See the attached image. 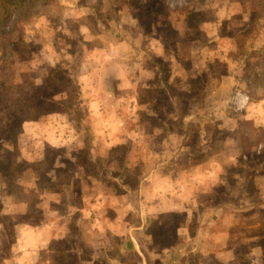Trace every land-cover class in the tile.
Segmentation results:
<instances>
[{"label": "rangeland", "instance_id": "rangeland-1", "mask_svg": "<svg viewBox=\"0 0 264 264\" xmlns=\"http://www.w3.org/2000/svg\"><path fill=\"white\" fill-rule=\"evenodd\" d=\"M189 1L32 0L10 9V15L0 6V205L3 200L9 205L10 200H25L27 203L22 213H0V257L12 259L18 221L24 216L34 222L41 213L38 207L41 198L36 192L15 185L8 188L5 181L18 178V172L23 177L32 176L28 169L41 172L50 166L54 156L58 163L66 161L63 146L81 132L79 124L91 120L93 108L90 101L97 99L99 110L102 106L107 108L106 117L122 118L127 128L135 127V121L131 120L135 113L136 127L143 133L153 128L161 131V122H166L170 127L164 128L165 132L159 136L167 133L174 137L165 143V171L176 182L179 176L183 177L180 184L187 190L186 195L193 191L195 196L202 187L206 193L198 194V199L204 201L212 197V201L218 202L217 223L211 231L218 236L226 231L239 236L233 241L238 253L235 264H246L248 258L250 264H264V237H257L264 234V143L251 142V139H260L261 132L244 117L249 98L238 90L239 87L225 100L224 96L220 98L223 105L211 109L213 101L209 92L216 81L210 80L209 71L212 68L219 78L225 72L221 59L217 57L211 64L207 54L201 56L205 60L201 59L195 66L194 62L198 63V60L197 55L191 53L193 46L188 44L184 49L169 42L178 35L171 31V25L176 27L178 23L168 18L169 13ZM87 2L94 4L92 9H87L89 15L76 17L69 10ZM213 12L206 7L201 8L200 13L193 10L187 28L201 36L195 29L199 14L208 21L214 16ZM81 28L89 31L87 38L91 40L83 38ZM98 32L111 40L109 49L114 50L111 53L114 58L109 59L107 66L103 63L105 54L97 48L100 44L95 39ZM114 61H119L121 70ZM104 71L108 74L106 79H103ZM85 76L89 88L82 93L86 82L81 78ZM220 81L221 78L218 83ZM98 85L100 91L96 95L92 89ZM133 107L135 113L131 114L127 109ZM38 120L51 125L63 145V149L46 146L48 160L45 162ZM182 133L185 137L178 138L177 134ZM8 139L14 140L17 150L13 149L10 140L7 142ZM149 145L147 142L146 147ZM183 146L192 154V160L186 157L180 166L186 163L192 166L193 161H202L198 172L193 167L180 172L178 159L172 152ZM76 150L77 161L67 162L66 169L72 173L79 162L85 165L86 173L97 175V164L86 158L87 151L83 148ZM118 151L123 152V149ZM17 152L29 161L18 160ZM210 166L212 173H209ZM68 170L62 171L59 180L68 181L71 175ZM127 177L129 180L130 176ZM131 177L135 178V175ZM72 187L76 189L77 184L73 183ZM6 192L10 194L7 198ZM241 204L247 209L245 212ZM4 205L10 209L9 205ZM235 212L239 216L240 213L249 216V219L233 225L226 223L228 227H224L223 220ZM91 214L92 218H97L96 211ZM169 219V224L165 221L162 224L171 234L180 217L174 215ZM240 236H249L250 239L241 242ZM166 240L172 242L173 239ZM72 241L59 242V249L76 247V242L91 251L92 245L87 241ZM247 251L249 255L242 256ZM60 257L64 259L61 264H78L74 255ZM83 257L88 258L87 253ZM128 257L131 259V255L126 254L125 258Z\"/></svg>", "mask_w": 264, "mask_h": 264}, {"label": "crops", "instance_id": "crops-1", "mask_svg": "<svg viewBox=\"0 0 264 264\" xmlns=\"http://www.w3.org/2000/svg\"><path fill=\"white\" fill-rule=\"evenodd\" d=\"M212 7L213 21L211 18L196 23L195 28L203 30L207 36H204L203 45L197 44L203 49L196 56L198 63L194 62L195 66L198 65L201 59L205 60L201 56L207 54L211 64L217 57L223 61L225 72L219 78L214 75L212 68L209 71L210 80L216 81L209 92L211 102L213 101L211 109L216 110L219 105H223L220 98L224 96L225 100L239 87L238 90L249 98L244 117L261 132V138L251 139V142L264 143V0H220L218 6ZM89 8L92 9L87 3H82L69 10L78 17L89 15ZM175 12H170L169 17L175 15ZM175 20L178 24L176 27L171 25L172 30L181 31L187 24L183 14ZM87 32V29L81 28L83 38H87ZM95 39L100 42L97 48L100 53L105 54L103 63L107 66L109 59L114 58L111 55L114 50L109 49L111 40L102 32H98ZM118 62L114 61L117 69L121 70ZM194 72L192 75L195 77ZM103 74V79H106L107 72L104 71ZM81 79L86 82L82 92L85 93V88L88 87L87 76ZM92 91H96L98 95L99 85L94 86ZM88 93L87 90L86 95ZM96 100L90 101L93 108L91 120L79 124L81 132L66 141L65 146L59 142L51 125L36 121L41 123L38 133L42 141L41 153L44 162L48 160L46 146L59 149L63 146L64 154L67 155L66 161L58 163L54 156L50 166L41 172H30L28 169L27 172L32 176L23 177L18 172V178L5 181L8 188L15 185L21 186L23 190L36 192L41 198L38 206L41 213L34 218V222L26 220L24 216L18 221V235L12 245V259H4L2 256L0 264H61L64 259L60 256L63 254L66 257L74 255L78 264H235L238 253L233 241L238 240L239 236L227 231L218 236L211 231V227L217 223L218 202L212 201V197L204 201L198 199V194L206 193L202 187L198 188L195 196L193 191L186 195L187 190L180 184L183 177L179 176L176 182L165 171V143H169V139L174 136L165 133L160 137L159 133L165 132L163 129L170 126L162 121L161 131L153 128L148 133H143L136 127L138 125L135 122L138 119L133 107L134 109L128 108L127 111L135 113V118L131 119L135 121V127L127 128L122 123V118L106 117L107 108L102 106L99 110ZM83 130L85 133H82ZM177 137H185V133L177 134ZM8 141L13 144L14 140ZM147 142L150 145L146 147ZM12 147L17 150L14 144ZM82 148L87 151L86 158L90 162H96L97 175L86 173L85 165L79 162L72 173L66 169L67 162L77 161L76 149ZM184 148L183 146L172 152L175 153L179 166L186 157L192 160V154ZM121 149L123 152L118 151ZM17 153L18 160L22 158L29 161L21 152ZM107 159L110 160L108 163L105 162ZM101 160L104 162L100 163ZM194 162L192 166L187 163L180 166V172L184 173L192 167L198 172L203 163L196 161L199 165L194 166ZM211 169L212 166L209 167V173H212ZM67 170L71 173L68 181L59 180L62 171ZM133 174L135 178L131 177ZM127 176H130L129 180ZM122 178L124 182L120 181ZM73 183L77 184L76 189L72 187ZM9 195L6 192V198ZM4 204L9 205L3 200L0 213L7 215L9 212L22 213L27 207L25 200H10L9 210ZM241 206L243 208V204ZM246 210L242 209L243 212ZM92 211H96L97 218H92ZM235 214L236 219H233ZM235 214L223 220L224 227L227 226L226 223L233 225L249 219V216H243L242 213L240 216L237 212ZM174 215L180 217L181 222L176 223L169 234V228L165 229L162 222L169 224L170 216ZM257 237L260 239L264 234ZM65 239L74 242L81 239L87 241L92 245L91 251L85 250L76 242V247L59 249V242H64ZM166 239L173 240L167 242ZM245 239L250 237L242 236L239 241L243 242ZM258 249H262L261 244ZM86 253L88 258L83 257ZM126 254L131 255V259H126ZM243 255H249V252ZM246 264H250L249 258Z\"/></svg>", "mask_w": 264, "mask_h": 264}, {"label": "trees", "instance_id": "trees-1", "mask_svg": "<svg viewBox=\"0 0 264 264\" xmlns=\"http://www.w3.org/2000/svg\"><path fill=\"white\" fill-rule=\"evenodd\" d=\"M30 1H32V0H0V6L5 12H8L10 15V13H11L10 9L13 10L14 8H16L21 3H25V2L31 3ZM219 3H220V0H190L183 7L175 8L174 11H176V12L173 13L175 15H171L170 17L168 16V18L174 19V21H175V19L180 14H183L185 21H187L192 17V11L193 10L198 11L200 13L201 8L206 7L208 9H211V11H214L212 6H214V5L218 6ZM87 6H90L93 8L94 4L87 2ZM180 12H182V13H180ZM213 17H212V20H213ZM217 19H218V17H217ZM200 21H204V19H202L201 15L199 14V19L197 20V22H200ZM195 29H197V28H195ZM197 30H198L197 32L200 33L201 36H203V37H201V36L198 37L197 35L192 33L193 30H189V28H187L186 25L183 26V29L181 31L171 30L172 32L175 31L178 35H177V37L174 38L175 40L172 39V41H169V42H173V44H175L178 48L183 47L184 49L186 47H188V44H189V45L193 46V48H194V51L191 53L194 55H200L201 49H203V48H201L202 46L200 47L198 45L199 44L203 45L205 43L204 38L207 35H205L203 30H201V29L200 30L197 29ZM191 34H193V36H191ZM194 39H196V42H193ZM196 46L198 47V49H195Z\"/></svg>", "mask_w": 264, "mask_h": 264}]
</instances>
